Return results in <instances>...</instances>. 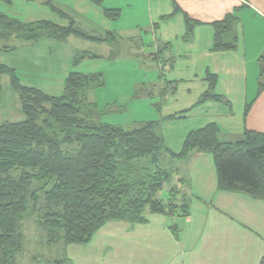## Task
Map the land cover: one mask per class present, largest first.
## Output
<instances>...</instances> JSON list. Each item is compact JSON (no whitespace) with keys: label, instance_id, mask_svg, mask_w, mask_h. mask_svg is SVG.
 Wrapping results in <instances>:
<instances>
[{"label":"crops","instance_id":"obj_1","mask_svg":"<svg viewBox=\"0 0 264 264\" xmlns=\"http://www.w3.org/2000/svg\"><path fill=\"white\" fill-rule=\"evenodd\" d=\"M12 1L20 6L41 3V0H0V3L5 2L9 6ZM102 3L104 9L120 11L122 16L117 22L106 19L102 9L88 0H70L71 8H62L61 12L68 10L80 19L84 27L80 30L90 37L101 38L112 33L114 43L68 36L63 41L42 39L40 41L44 43L38 44L39 48L35 50L30 42L10 38L0 42V65L17 73L23 64L22 69L29 67L32 72L33 63L47 59L50 68L41 77L47 87L56 85L64 88L65 78L70 72L102 73L98 64L103 61L99 59H107L120 51L119 44L129 31L123 21L125 17L132 22L136 18L141 20L139 8L142 7L144 24L141 25L149 32L151 40L145 41L142 32H138L137 36L141 38H137L134 48L140 53L135 57L142 62H132V48L129 60L133 66L152 75L146 82L152 85L138 90L144 92L142 95L155 93L163 98V110L167 111V116L188 117L186 122H192L180 134H174L173 139L177 143L172 145L176 144L177 149L173 152L180 150L188 132L203 129L209 124L218 127V138L222 142L242 140L244 130L264 133V92L257 95L258 62L264 53V0H105ZM86 4L90 5L84 9ZM175 8L179 11L177 14H174ZM7 11H0V14L24 24L44 20L67 26L64 19L54 14L43 18L25 15L26 19H23ZM184 15L199 22L189 42L183 40ZM226 16L235 20L231 32L236 39V47L234 50L211 52L212 25ZM126 39L132 44L131 37ZM81 40L88 42L84 44L86 46L82 47L80 42H77V47L72 44ZM103 45L108 48L102 49ZM90 47L94 53L88 50ZM78 52H89L97 58H87L74 67L71 62ZM11 55L22 60L18 68L6 59ZM123 69L116 62L109 65V71L120 75H123ZM207 74L215 76L217 82L212 92L220 95L223 101L198 103L208 89ZM0 82L7 90L11 88L7 76H3ZM26 84L33 87L31 82ZM139 84L137 82L133 87ZM38 88L42 90V87ZM8 91V99L11 98L12 102L0 104V124L22 120L18 96ZM41 92L46 93L44 90ZM120 96L121 104H126L129 96L125 92ZM224 102L229 103L230 108ZM249 104L250 110L244 118V108ZM175 164L178 177L172 181L183 179L180 190L189 198L186 217H171V223L166 215L147 216V223L141 225L107 223L88 244L70 246L75 252L69 259L71 264H258L264 255V202L235 192L218 191L210 154L192 153L185 161Z\"/></svg>","mask_w":264,"mask_h":264},{"label":"trees","instance_id":"obj_2","mask_svg":"<svg viewBox=\"0 0 264 264\" xmlns=\"http://www.w3.org/2000/svg\"><path fill=\"white\" fill-rule=\"evenodd\" d=\"M43 1L67 20V26L44 20L24 24L0 14V42L10 38L30 43L63 41L68 36L96 42L113 40L112 33L90 37L74 26L70 16L49 0ZM88 2L100 7L106 19L120 18L119 10L103 8V0ZM183 17V40L189 42L199 22ZM234 22L232 16H226L212 25L211 52L235 49ZM87 58L96 57L89 52L76 53L72 66ZM258 63L260 95L264 92V53ZM67 75L62 93L51 96L22 85L14 69L0 65V81L8 77L22 114L19 122L0 124V264H17L15 258L23 251L19 228L25 218H34L45 232L47 244L61 242L67 247L88 244L107 223L141 225L147 223V216L186 217L189 198L180 190L183 179L172 180L178 177L175 162L185 161L192 153L211 155L218 191L264 202V133L244 130L242 140L222 142L218 127L209 124L188 132L180 150L172 152L155 122L129 128L102 120L103 112L88 100V94L104 86L103 73ZM205 80L208 89L198 103L223 101L212 92L215 76L207 74ZM250 107L244 108V118ZM172 118L177 117H168ZM55 263L71 264L67 257ZM258 264H264V255Z\"/></svg>","mask_w":264,"mask_h":264},{"label":"rangeland","instance_id":"obj_3","mask_svg":"<svg viewBox=\"0 0 264 264\" xmlns=\"http://www.w3.org/2000/svg\"><path fill=\"white\" fill-rule=\"evenodd\" d=\"M17 1V0H16ZM39 1V0H38ZM37 1V2H38ZM51 2V5H53L58 10H62V8H71V4H69L70 0H49ZM105 0H103L104 2ZM43 0H41V3H29L26 6H20L17 4V2L12 1V5H6L5 2L0 3V11H7L10 13H13L23 19H26L25 15L27 16H35L37 18H43L47 17V15L54 14L57 16L54 12L49 9L46 5L43 4ZM104 4V3H103ZM37 5L38 7L34 6ZM90 4H86L84 6V9ZM41 6V7H39ZM103 6V5H102ZM105 8V7H104ZM109 10V9H108ZM142 7L139 8V12L141 13L142 19H134L133 22L135 24H132L133 22L130 19H127L125 17V20L123 21V24L125 25L126 29H129L128 32L125 33V36L123 37V40L119 44L120 51L113 55L111 54V57L108 56V58H102L99 59L101 63L98 65L100 66V71L104 74V86L100 88H94L92 89L88 94V100L95 103L97 108L103 112V116L101 115V118L104 122L110 123L112 125H119L123 127H129L134 128L138 125L145 123V122H155L157 124V129L160 131V135L163 138V141H165V146L168 147L172 152L177 149V145L173 144V142L177 143L173 136L174 134L178 133L180 134L182 130H184L186 125H190L192 122H186V119L188 117H185L184 119H180L179 117L175 119H168L169 116L166 115V110H163V105L165 103V100L158 96L155 93L151 94H144V92H140L138 89L147 88L148 86L152 85L149 83H146L151 79V74L146 73L143 69L133 66L129 60V51L130 48H132V62H142L135 56H138L140 51H136L134 48V43L137 40V38H141L140 36H137L138 32H142V35L144 36L145 41H150L151 37L148 35L149 32H146L143 29L144 24V18L142 13ZM66 15L70 16L72 20L74 21V26L77 27L79 30L83 29L84 27L81 25L83 24L80 19H76L75 16H73L68 10L64 11ZM27 13V14H26ZM122 16V14L120 15ZM67 22V20H65ZM118 21V20H117ZM114 21V22H117ZM88 29H85L86 31ZM128 37H131L132 44L126 39ZM76 40V39H75ZM77 42H80L79 44L84 47L88 42L86 41H75L74 44L75 47H77ZM85 42V43H81ZM115 41H112L111 43H114ZM44 43L42 41L37 43H32L30 46H35L34 49L37 50L38 44ZM68 48H71V45H67ZM74 47V48H75ZM108 48L106 45H103L101 48ZM48 48V47H46ZM50 48V47H49ZM98 49V48H97ZM88 50L91 52H95L92 47H90ZM54 54L56 53L53 51ZM111 52H113L111 50ZM103 53V50L102 52ZM113 56V58H112ZM97 58V57H96ZM95 58V59H96ZM7 60H11V62L15 63L17 68L21 64L22 60H20L19 56L15 58V55L7 56ZM93 60V59H92ZM48 60L45 59L43 62L40 63H33L32 64V72H30L29 67H26L25 69H22L23 64L20 68H18V72L16 73L20 83L25 86L26 83L31 82L33 87H42V90L46 92V94L54 96V95H60L63 91V87H57L56 85L47 87L46 85H43L44 79L41 77H44L45 71L49 70L50 68V62H47ZM116 62L118 67L120 69H123V75H120L118 72H115L113 70L109 71V65ZM29 63V62H28ZM157 64V63H156ZM127 69V70H125ZM139 82V85H136L133 87L135 83ZM1 84V93H0V104L3 103L5 105L7 102L11 103V98L8 99V93L10 90L13 95H16V93L13 91L12 88H8V90L5 88L3 82H0ZM28 85V84H26ZM150 88H153L151 86ZM41 90V88H38ZM41 90V91H42ZM136 90L137 93H136ZM122 92H125L126 96H129L127 99V103H123L121 100V94ZM136 93V95H135ZM142 99H139V98ZM186 106L187 103L185 104ZM223 106V105H222ZM182 108L180 107L179 110ZM195 108H192L191 110H194ZM195 128V127H194ZM174 146V147H173ZM166 219L171 220L170 216H165ZM171 223V222H170ZM173 228V227H172ZM20 233L23 235V251L21 254L17 255L15 258V263L17 264H56V261H61V258L67 257L68 259L71 258L72 254H75L73 248L70 246H65L61 242L57 244H47L45 232L38 228L35 224L34 218H25L20 225Z\"/></svg>","mask_w":264,"mask_h":264}]
</instances>
